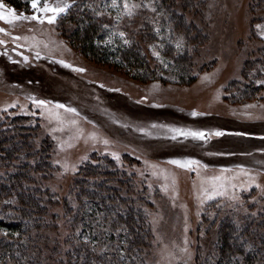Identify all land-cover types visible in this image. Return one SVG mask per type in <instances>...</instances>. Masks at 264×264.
Returning a JSON list of instances; mask_svg holds the SVG:
<instances>
[{
    "label": "rangeland",
    "instance_id": "obj_1",
    "mask_svg": "<svg viewBox=\"0 0 264 264\" xmlns=\"http://www.w3.org/2000/svg\"><path fill=\"white\" fill-rule=\"evenodd\" d=\"M0 2V11L15 9ZM66 2L49 0L59 7ZM124 2L113 8L112 0H98L96 8L122 43L149 28L142 43L154 71L144 80L85 56L62 34L63 13L51 24L0 20L6 30L0 32V128L16 118L34 126L36 146L49 145L50 177L41 187L52 189L49 210L61 205L83 166L113 161L136 186L146 216V263L195 264L208 254L221 218L264 211V0H203L202 12L187 11V24L206 27L198 43L173 27L158 0H129L151 5L131 17ZM15 10L34 13L31 4ZM184 53L193 64L186 78L173 59ZM174 129L204 131L206 139ZM172 160L199 163L184 168ZM48 213L47 220L62 216L58 208ZM64 224L52 221L43 246L54 245Z\"/></svg>",
    "mask_w": 264,
    "mask_h": 264
},
{
    "label": "trees",
    "instance_id": "obj_2",
    "mask_svg": "<svg viewBox=\"0 0 264 264\" xmlns=\"http://www.w3.org/2000/svg\"><path fill=\"white\" fill-rule=\"evenodd\" d=\"M5 1L15 9L30 6V0ZM97 1L67 0L64 5L69 7L60 21L62 34L90 59L125 68L141 80L148 78L154 70L142 41L150 34L149 28L132 31L129 38L133 41L129 43L113 39V24L98 13ZM158 3L185 38H192L194 43L204 40L205 25L204 31H199L191 21L187 24V11L202 12L203 0ZM173 59L178 74L186 78L192 59L185 53L173 55ZM21 123L12 118L6 128H0V264H147L145 253L151 232L130 179L107 159L85 165L69 184L61 205L54 202L55 207L49 210L45 204L52 189L50 185L43 190L41 187L50 177V148L46 141L36 146V129ZM24 160L28 161L25 165L21 162ZM52 208L62 212L59 219L52 218L65 223V229L61 230L63 236L53 240L52 247L43 246L45 233L56 226H52L53 220H47ZM263 215L264 211L255 216L244 210L221 218L208 254L198 256L195 264H264Z\"/></svg>",
    "mask_w": 264,
    "mask_h": 264
},
{
    "label": "snow or ice",
    "instance_id": "obj_3",
    "mask_svg": "<svg viewBox=\"0 0 264 264\" xmlns=\"http://www.w3.org/2000/svg\"><path fill=\"white\" fill-rule=\"evenodd\" d=\"M30 4H31V8L34 10L33 15L31 16H27L24 15L23 13L21 14H17L15 9H7L6 11H0V20H6L9 23L16 21V20H21V19H25V20H38L41 23H43L45 20L51 24L55 21L57 15L64 13L65 10L69 7V5L65 4L63 7H59V6H53L49 3V0H30ZM42 4V6H41ZM111 6L113 8L118 7V0H112ZM140 7H151L150 4L148 3H142V4H135V3H130L129 0H125V2L123 3V9H124V13L126 15H128L129 17H131L132 15H134V9L136 8H140ZM5 5L0 2V9H4ZM152 11H156V9L153 7ZM37 13H42L43 15H37ZM49 13H51L49 15ZM120 17H117V20H119ZM105 28H107L108 26L105 25ZM258 28L260 27L259 25L257 26ZM6 31L3 28H0V32ZM264 34V33H262ZM113 35H116V33L114 32ZM118 35L123 38L125 33L123 32H119ZM125 43H128L127 40L124 41ZM0 43H3V41H0ZM177 48L180 47V44L177 43L176 45ZM153 55L159 57V53L158 52H153ZM61 63H63V61H61ZM38 105H44L45 103H47L46 101L43 100H39L36 102ZM58 107H64L63 105H58ZM247 107H251V106H247ZM69 111H75V109H69ZM193 115H196V113L194 112ZM174 131H179L180 135L183 136H192L195 138H199V139H206L205 136V132L204 131H192L189 130L187 132L184 131H180V130H176L174 129ZM215 135L220 136L223 135L222 132L217 131L215 132ZM173 139H175V137H173ZM107 142V141H105ZM116 155V154H114ZM171 163L173 164H178L181 165V167L184 168H188L190 167V165L192 163H199L198 161H185V162H181L180 160H172ZM206 167V166H205ZM253 183H255V181L253 180Z\"/></svg>",
    "mask_w": 264,
    "mask_h": 264
}]
</instances>
